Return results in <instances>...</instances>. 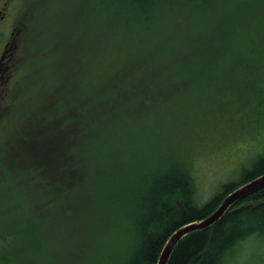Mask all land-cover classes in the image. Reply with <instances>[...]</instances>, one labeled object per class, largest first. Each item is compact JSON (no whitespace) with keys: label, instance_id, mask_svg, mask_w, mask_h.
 <instances>
[{"label":"rangeland","instance_id":"374dc122","mask_svg":"<svg viewBox=\"0 0 264 264\" xmlns=\"http://www.w3.org/2000/svg\"><path fill=\"white\" fill-rule=\"evenodd\" d=\"M101 3L102 0H0L4 17L0 18V48L9 46L14 50L5 74L9 77L2 79L0 74V83L4 82L0 84V232L11 235L8 248L17 256L10 264H73L79 259L70 254L73 247L89 260L88 264H103L96 244L92 259L89 254L90 244L103 240V235L109 240L105 241L110 263L122 241L129 240L128 246L134 240L124 227L121 236L119 231L113 234L125 223L124 215L129 218L132 214L131 206L126 205L131 211L124 214V204L108 194L114 186L111 181L122 168L128 167L137 177L142 169L166 168L167 158H179L181 162L192 158L200 198L206 201L223 182L239 178L241 169L250 166L264 149V135L248 126L244 77L243 86L237 85L243 94L239 107L233 102L219 106L218 92L229 95L227 88L236 89L234 78L228 74V61L225 73H215L211 79H194L177 70L178 63L167 59L157 79L151 82L148 75L128 74V79L120 73L109 77L104 86L102 80L97 83L95 59L101 63V58H164L160 54H171L168 50L173 43L186 57L178 61L182 66L188 63L191 53L217 56L221 51L229 58H262L264 0H157L145 16L138 14L136 18L128 5L120 10L119 26L114 28L104 22L105 18L101 24L99 19H93L94 9L97 6L100 10ZM57 73L68 80L63 84L71 88L61 91V84L58 87L54 78ZM129 80L139 81L134 91ZM205 80L217 81L221 86L206 84ZM57 91H69L62 95V106L71 120L62 134L64 141L70 142L63 149L66 151L56 155L65 157L69 151L70 168L81 173L79 166L83 164L86 185L78 183L82 190L75 193L77 196L69 190L65 204L53 211V219L46 212L38 215V194L34 186L26 184L24 171L26 159H38V135H31L37 130L38 115L44 102H54ZM105 96L113 97L104 99ZM91 97L101 101L93 106L95 116L90 127L91 114L87 120V114L82 115L83 109L80 111L78 106L85 107ZM123 101H133L131 108L117 107ZM224 111H229L228 116L220 117ZM73 116L79 127L72 125ZM114 153L120 170L104 174L106 166L99 162ZM93 175L98 176L97 183ZM133 182L130 186L129 178L124 183L123 193L137 187ZM136 191L140 193V185ZM94 217L97 240L89 241L87 249L86 223ZM54 240L69 244L64 249L59 247L60 258L56 257ZM70 257L73 261L63 262ZM228 264H264V236H252L241 243Z\"/></svg>","mask_w":264,"mask_h":264},{"label":"trees","instance_id":"16d2710c","mask_svg":"<svg viewBox=\"0 0 264 264\" xmlns=\"http://www.w3.org/2000/svg\"><path fill=\"white\" fill-rule=\"evenodd\" d=\"M156 1L118 0V2H115L114 0H102L99 7L100 10L97 6L94 9L93 19L97 21L99 19L101 24L105 18L104 22L109 27L114 28L115 26H119L117 16L120 14L121 9H125V6L127 7L129 5L131 7V10L136 13V18L138 14H144L145 16L146 11L151 9ZM191 1L196 2L198 0ZM104 3L105 8H103ZM109 17H113L114 20H110ZM129 22L133 23V20H129ZM176 45L178 44L173 43L170 47L173 52L169 48L168 51L171 54H160L164 58H151L153 60L122 57L101 58V65L98 58H95L98 65L96 78L98 77L99 79L97 83L102 80V84L107 86L105 83H109V77H114L120 73H123L126 77L128 76V79L129 75L136 74L138 77H141L143 74L145 76L148 75V81L151 82L157 79L156 76L159 75L167 59L178 63L180 66H177L176 69H180L181 72L193 76L194 79L202 80V78L206 77L211 79L215 73H225V66L228 61L230 63L228 74L231 75V78H234L233 85L236 89L231 90L227 88L226 91L229 95L219 91L217 95L220 101L219 106L223 107L233 102V105H238L237 108L239 107L243 94H241V89L237 88V85L243 86L244 77L245 88H247L245 101L248 107L247 115L250 120L248 126L254 127L256 132L259 131L261 133L260 135H264V41L262 44V58H229L222 56L221 51L217 56H203L201 54L195 55V53H191L187 57L190 60L183 66L178 61L186 57L181 56L183 52H181V49L177 50ZM98 71L100 72L98 73ZM54 78L58 83V87L61 84V91L71 88L68 83L63 84L64 81L68 80H63L59 76V73ZM126 81L128 82V80ZM137 83L139 81L129 80V86L133 91L136 89ZM205 83L215 87L221 86L217 81L207 82L205 80ZM150 85L151 83H149ZM61 91H57L58 95L53 100L54 102H44V106L40 111L41 116L38 115L37 130L31 134L32 137L38 135V159H26L24 171L26 184L31 185V187L34 186V192L38 194V215L46 212L47 217L53 219V211L59 210L60 206L65 204L66 194L69 190L72 189L75 194L82 190L79 185L82 187L86 185L83 180L85 175L83 164L79 166L82 168L81 173L80 171L74 170V168H70L71 153L69 151L65 153V157L56 155L61 154V151H66V149H63L70 142L64 141L62 137L71 120L66 107L62 106L65 103L62 95L65 96V93L69 91ZM111 97L113 96H105L104 99ZM90 99L89 104L85 107H82V105L78 107L81 108L80 111L83 109L82 115L84 113L87 114V120L89 114H91L89 120L91 127L95 116H93V106H96L101 99L97 100L95 97H91ZM123 100L127 99L123 98ZM52 103H54L53 106L48 107ZM131 104H133V101H123L117 107H123L125 109L127 106L128 110L131 108ZM228 112L224 111L220 113V117L228 116ZM73 118L74 122L72 125L79 127L78 122H76L78 121L77 117L73 116ZM115 156L114 153L102 160L104 163L102 161L99 162V165L106 166V169L103 171L104 174H106L105 172L109 173V171L112 174L120 170L115 165ZM172 158L166 159V162H168L166 168L149 169L147 171L142 169L143 171L141 170L137 174V177L134 176V172L128 169V167L122 168L120 173H116L115 180L113 182L111 181V184L114 186H112V189L110 188L108 194L111 193L115 197V200L123 203L125 207L126 205L131 206L132 214L129 215V218L124 215L123 219L125 223H122L121 229L118 225L119 230L118 228L114 229L113 234L118 235L120 233L121 236L124 227V231L129 236L134 237V240L128 246L129 240L126 242L122 241L120 243V249L115 253V257L113 255L109 263L110 255L107 245L109 240H106V235L100 237L103 240L97 243L93 242L89 246V241L97 240L98 235L94 234V231L96 233L95 217L93 218L94 220L89 219L90 223H86L88 235L84 248L88 249V246L92 248L89 253L91 259L94 257L93 249L96 244L99 253H102L101 262L103 264H157L168 238L176 230L188 223L206 218L220 206L229 193L264 174L263 149L251 161L250 166H244L241 169L239 178L223 182L218 191L211 195L209 199L201 201L198 175L191 166L193 165L191 162L192 158L184 162H181L179 158ZM109 165H115V167L109 168ZM99 175L101 176V174ZM96 177L98 176L93 175L94 182L97 183ZM129 178L132 180L130 186L134 185L133 180H135L137 187L140 185V193L136 191L137 187L134 190L123 193L121 187H124V183ZM97 191L94 192L97 194ZM77 195L75 194V196ZM125 197H127V200ZM130 211L126 207L124 214L128 212V215ZM50 218L46 220L48 221ZM28 225H35V223ZM2 226L4 227L3 222ZM105 229L107 234L111 233L108 225ZM10 236V234L6 235V233L0 232V264H10L13 257L17 256L14 255L15 251H12L11 247L8 248V243L11 241ZM41 236L47 243L45 236ZM252 236H264V187L234 202L229 210L212 226L193 231L182 238L176 245L168 264H228V260L233 252L235 253L240 244ZM60 241L56 242L54 240L57 249L56 257H59L57 255L61 254L60 248L64 249L69 246L68 243ZM70 254L76 255L79 259L73 261L70 257V259H62L63 262L71 260L74 262L73 264H77L79 261H84L85 264L89 263V260L85 256L81 257L79 250H76L75 247L70 248ZM79 264L83 263L79 262Z\"/></svg>","mask_w":264,"mask_h":264},{"label":"water","instance_id":"95a60500","mask_svg":"<svg viewBox=\"0 0 264 264\" xmlns=\"http://www.w3.org/2000/svg\"><path fill=\"white\" fill-rule=\"evenodd\" d=\"M262 187H264V174L239 186L234 191L229 193L227 197L223 200V202L220 204V206L206 218L188 223L180 227L168 238L157 264H168V261L176 245L182 238H184L187 234L193 231L201 230L212 226L229 210V208L234 202L261 189Z\"/></svg>","mask_w":264,"mask_h":264},{"label":"flooded vegetation","instance_id":"af4514ba","mask_svg":"<svg viewBox=\"0 0 264 264\" xmlns=\"http://www.w3.org/2000/svg\"><path fill=\"white\" fill-rule=\"evenodd\" d=\"M2 13H1V11H0V18L2 19V18H4L2 15H1ZM1 21V20H0ZM2 28H1V26H0V34L2 33ZM13 34H14V32H13ZM5 47H7V45L5 46ZM7 48H9V46L7 47ZM7 48H5V49H7ZM11 58H13V56L11 57ZM11 60V59H10ZM10 60H4L2 63H0V74H1V77H2V79L4 78V77H9V76H5V74H7L8 72H9V69H10ZM3 82V81H2ZM0 84H4V82L3 83H0Z\"/></svg>","mask_w":264,"mask_h":264},{"label":"snow or ice","instance_id":"6c2138e0","mask_svg":"<svg viewBox=\"0 0 264 264\" xmlns=\"http://www.w3.org/2000/svg\"><path fill=\"white\" fill-rule=\"evenodd\" d=\"M13 54H14V50L11 47L7 49L0 48V63H2L6 59L10 60Z\"/></svg>","mask_w":264,"mask_h":264}]
</instances>
